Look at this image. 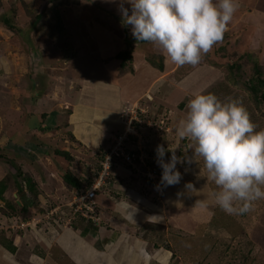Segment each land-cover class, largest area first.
I'll use <instances>...</instances> for the list:
<instances>
[{
  "label": "rangeland",
  "instance_id": "rangeland-1",
  "mask_svg": "<svg viewBox=\"0 0 264 264\" xmlns=\"http://www.w3.org/2000/svg\"><path fill=\"white\" fill-rule=\"evenodd\" d=\"M56 1L0 0V154L5 158L8 156L12 162L0 159V180L7 174L11 176L4 196L19 205L17 211H20L22 199L15 180L24 187L27 201L34 202L26 213H17L26 219L15 218V226L11 225L14 230L23 232L32 226L35 229L48 225L43 217L51 212H62L60 215L64 220L57 225L61 227L88 220L78 213L74 220L67 221L71 215L69 206L93 184L99 171L100 155L112 137L118 131L128 137V133L141 123L131 119V110L144 124L139 136L142 135L152 149L156 139H163L170 132L162 130H172L174 125L164 115L167 114L170 120V113H178L184 120L187 104L201 92L199 90L217 96L221 90L225 93L223 102L239 100L257 130L264 129V101L259 95L253 96L247 88L252 80L262 88L257 79L264 81V0H238V11L223 39L202 57L199 64L182 67L173 64L158 45L135 41L130 28L122 25L117 3L61 0L57 7ZM54 7L59 9L64 24L61 31L56 26L54 11L57 8ZM127 49L131 50L133 61L121 69L117 66L119 61L117 64L112 62L114 58L110 56ZM152 63L163 64L162 77H157L159 73L155 70L159 69ZM134 66L137 75L133 80ZM193 71L192 78L185 84L180 83L181 78ZM175 83H178L177 87H174ZM262 90L264 88L260 93ZM137 92L141 94L133 99L131 94ZM165 95L169 105L164 103ZM123 109L130 111L128 121L121 118ZM52 112L57 114L53 116ZM118 112L117 117L115 113ZM43 114L49 129L32 128L31 119H41ZM129 121H132L131 125ZM161 121L164 129L157 128ZM146 122L156 126L149 131V135L152 133L155 137L148 138L142 133L144 127L151 126ZM56 150L69 152L73 159L60 156ZM120 164L126 166L128 174L143 179L145 171L137 172L121 162L119 167ZM155 165L161 173L156 161ZM17 166L36 182L39 205L23 178H16ZM137 167L146 169L141 164ZM66 172L91 182V185L81 192L73 191L63 180ZM56 207L58 211H52ZM7 212L12 210L0 199L1 230L12 229L4 221ZM27 221L31 224L23 226L22 223ZM203 233L199 232L196 238L201 239ZM231 235L230 227L227 233L219 235L220 240L216 239L218 250L214 259L209 260L205 255L210 248L208 243L204 246L202 241L200 253H197L195 242L200 240L179 234L174 238L178 241L177 249L185 250L188 259L185 254H180L181 259L177 258L176 263L187 264L191 259V264H264V250L260 246L254 248V241L244 236L241 240L234 235L232 240ZM0 242L5 243V238L0 236ZM183 244L185 246H181ZM6 246L11 249L13 244L6 243Z\"/></svg>",
  "mask_w": 264,
  "mask_h": 264
},
{
  "label": "crops",
  "instance_id": "crops-1",
  "mask_svg": "<svg viewBox=\"0 0 264 264\" xmlns=\"http://www.w3.org/2000/svg\"><path fill=\"white\" fill-rule=\"evenodd\" d=\"M114 55L111 54L110 58ZM111 61L117 64L119 60ZM133 69L134 80L137 70L135 66ZM151 69L155 70L153 66ZM155 71L159 73L157 77H162L164 71ZM192 75H195L194 71L181 78L180 83L185 84ZM177 85L175 83L174 87ZM140 94L137 92L131 96L134 99ZM224 94L218 90L219 97L215 95L222 101ZM168 96H164L165 101ZM119 112L115 113L117 117ZM170 114L174 125L163 139L157 143L155 140L154 154L157 145H163L176 148L177 156L192 157L193 143L177 136V127L182 121L180 115ZM170 155L166 153V159ZM177 168L182 174L180 183L158 189L149 181L128 174L125 165H118L114 171L117 177L97 195L99 221L95 225L84 220L64 227L48 223L18 232L13 229L15 222L11 226L13 230L0 229V236L6 240L0 242V264H177L180 254H185L188 259L185 250L177 249L178 241L174 238L179 234L200 240L195 242L197 253H200L202 241L204 246L205 242L208 243L210 248L205 255L211 260L219 246L216 239L220 240L219 235L227 233L229 227L232 228L231 237L235 235L241 240L243 236L247 237L254 241V248L260 246L264 250V199L253 202L251 210L246 213L227 214L214 203L212 193L218 190L214 183L201 176L207 174L201 157L194 156L191 164H178ZM188 182L193 185L189 191L185 189ZM128 202L137 209L134 219L117 210L118 205ZM7 219L5 217L4 221ZM199 232H204L201 239L196 238ZM6 243L13 244V247L8 248ZM190 261L187 264H191Z\"/></svg>",
  "mask_w": 264,
  "mask_h": 264
},
{
  "label": "clouds",
  "instance_id": "clouds-1",
  "mask_svg": "<svg viewBox=\"0 0 264 264\" xmlns=\"http://www.w3.org/2000/svg\"><path fill=\"white\" fill-rule=\"evenodd\" d=\"M110 2L118 4L122 25L130 28L135 41L158 45L178 67L199 64L223 39L239 8L238 0ZM187 109L177 136L193 143V156L180 157L176 148L157 145L156 163L162 169L160 185L179 184L182 174L177 165L191 164L193 157L198 156L207 173L201 176L218 189L212 193L214 203L227 214L250 211L253 202L264 199V129L257 130L237 99L223 102L213 93H200L189 100ZM109 147L110 143L106 150ZM166 153H171L167 159ZM192 188L191 182L185 184L188 191ZM117 210L129 214L131 219L137 211L130 202L118 205Z\"/></svg>",
  "mask_w": 264,
  "mask_h": 264
},
{
  "label": "built area",
  "instance_id": "built-area-1",
  "mask_svg": "<svg viewBox=\"0 0 264 264\" xmlns=\"http://www.w3.org/2000/svg\"><path fill=\"white\" fill-rule=\"evenodd\" d=\"M129 113V110L123 109L121 112V118L123 117L124 121H128ZM132 113L133 112L131 110V119L133 118V121L141 123L136 126V128H134L130 133H128V137L126 135H120L121 132H117V134L112 137L110 147L105 154L104 161L101 162V168L99 169L97 176L94 178L93 184L87 191L75 198V200L71 203V207L69 206V208L71 209V215L68 217L67 221L71 222L72 219L76 218L75 216H77L78 213L95 222L99 221L98 203L96 200L97 193L99 190L104 189L112 184L113 171L120 162L127 164L137 172L145 171V173L143 174L144 179L150 181L152 184L158 187L161 186V174L156 166L150 164L147 145L143 136L140 134V137L138 133L140 132L144 124L142 121L138 120ZM131 123L132 121H129V125H131ZM146 124L151 125V128H156V126L149 122H146ZM157 128L164 129V122L161 121V124H158ZM139 164L145 166L146 169L144 170L138 168L137 165ZM57 207L52 211H58ZM60 213L62 212H51V214H48L46 218L43 217V219H45L47 223L52 222L53 220V222L59 225V222L64 220L63 216L60 215ZM25 224L30 225L31 222L27 221L25 223H22L23 226Z\"/></svg>",
  "mask_w": 264,
  "mask_h": 264
},
{
  "label": "trees",
  "instance_id": "trees-1",
  "mask_svg": "<svg viewBox=\"0 0 264 264\" xmlns=\"http://www.w3.org/2000/svg\"><path fill=\"white\" fill-rule=\"evenodd\" d=\"M60 1L61 0H58V2L56 1L57 7L60 4ZM54 17L57 19L56 22L58 24H56V26H57L58 30L59 31L63 30L64 29V24H63V22L61 20L60 11H59L58 8L54 11ZM8 19L9 18H6L5 19L6 22H9ZM11 28L13 30H15V27L11 26ZM26 31H28V29H26ZM113 58L120 61V68L121 69H125V68L128 67V64L133 61V54H132L131 50H128V49L127 50H121L117 54H115L113 56ZM152 65L155 68H158L160 71H163V69H164L163 64L155 65V64L152 63ZM256 68H257V65H256ZM256 73L259 74L258 68L256 69ZM257 81H259V84L262 86V88H264V81H262L260 78H258ZM247 88L253 94V96L257 97L259 95L260 98H261V100L264 101V90H262V92L260 93V90L262 88L256 82H254L252 80L250 82V84L248 85ZM47 113L48 112L45 113L46 117L48 116ZM56 114H57L56 112H52L51 115L55 116ZM31 115H34V113H32ZM155 115L158 116V117H161L159 114H155ZM40 117H41V119H37V118L31 119L30 126H32V128H35L37 130H40V131H46V130H48L49 129V126H46V121H45L44 114H43V117L41 115H40ZM164 117H166L165 119L169 123H171V119L169 120V118L167 117V114L164 115ZM33 120H35L34 123H33ZM150 130H152V128H150L149 126H146L142 130V133H145V135L148 138H149V136L151 138L152 137H155V135H152V133H150V135H149V131ZM155 132H156V130H155ZM146 133H148V135ZM161 133L162 132L160 131V134ZM157 141H158V139H156V143H157ZM146 145H147V151H148V155H149V162H150L151 165H154L155 166L156 155L154 154V150L152 149L151 146L148 145V143H146ZM56 152L60 156L66 157L68 160H72L73 159L72 156H71V154L69 152H67V151H64V150H56ZM106 152H107V150H104L101 153L100 158H99L100 164H101L102 161H104ZM2 158L7 159V160L9 159L8 156H7V158H5V157H2V155L0 154V159H2ZM8 161H9V163H12L11 160H8ZM100 164H99V168L101 167ZM12 166L15 167L14 164H12ZM17 177H18V179L23 178L24 182H26V184H27V188H28L29 193L36 200V205H39L38 204V198H39L40 195H39V191H38V188H37V184L34 181V179L32 178V176L27 175V173L25 171H23V169L20 166L19 167L17 166V169H16V178ZM10 179H11V176L9 177V175L7 174V176L3 177L0 180V199L3 200V201H5L6 207L9 208L10 210H12V212H10V213L7 212L6 213V217L8 218L7 219V223H8L9 226L15 224V222H16L15 218H18L19 217V220H21L23 218L26 219L25 216L24 217L18 216L17 215L18 212L21 213V214H24V213H26L28 211V207L34 206V202H31V200H28L27 201V199H28L27 198V194H24L23 193V192H25L24 187L22 185H20L19 181H16V180H15V184L17 185L16 186V189L18 190L19 196L22 199V201H21L22 206L20 208V211H17V207L16 206H19L18 204L15 205L14 203L9 202L8 200H6L4 194L6 193L7 189L9 188ZM63 180L67 184V186H70L73 189V191H75V192H81V191L85 190L87 187H89L91 185V182H88L85 179L84 180H81L78 177H76L74 174H72L71 172H66V174L63 176ZM72 220H74V219H72ZM84 221H86V219ZM87 222H88L89 225L90 224H92V225H95L96 224L95 221L90 220V219H88ZM48 223L49 224H52V223L56 224L55 222H53V220H52V222H48ZM56 225H58V224H56Z\"/></svg>",
  "mask_w": 264,
  "mask_h": 264
}]
</instances>
